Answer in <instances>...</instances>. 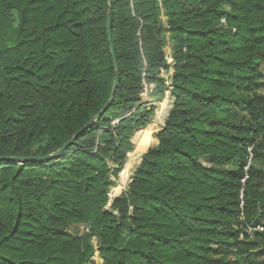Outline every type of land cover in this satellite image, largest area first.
Segmentation results:
<instances>
[{
  "label": "trees",
  "instance_id": "obj_1",
  "mask_svg": "<svg viewBox=\"0 0 264 264\" xmlns=\"http://www.w3.org/2000/svg\"><path fill=\"white\" fill-rule=\"evenodd\" d=\"M117 73L112 106L80 134ZM151 125L158 144L108 210ZM96 251L264 264V0H0V264H96Z\"/></svg>",
  "mask_w": 264,
  "mask_h": 264
},
{
  "label": "rangeland",
  "instance_id": "obj_2",
  "mask_svg": "<svg viewBox=\"0 0 264 264\" xmlns=\"http://www.w3.org/2000/svg\"><path fill=\"white\" fill-rule=\"evenodd\" d=\"M162 19H163V22H164V24L165 25H167V18H166V16L165 15H163V17H162ZM167 48H166V64H165V66L166 67H164V68H162L161 69V71H160V75L162 74V70H164V75H165V78H164V80H165V86H166V91H165V94H167V93H169V94H171L172 93V89H173V87H172V74H173V71H174V67H173V50H172V43H171V40H170V35H167ZM165 96V95H164ZM164 98V97H163ZM162 98V99H163ZM173 101H174V98H173ZM161 102V101H160ZM159 102V103H160ZM158 103V104H159ZM158 104L156 105V108H157V106H158ZM173 104V103H172ZM171 110V109H170ZM170 110H169V112H170ZM169 112H168V114H169ZM168 114H167V116L165 117L166 118V120H167V118H168ZM165 116V115H164ZM148 130V131H147ZM144 133H148L147 134V138L148 139H151V133H153V131L154 132H156L157 130L156 129H147ZM162 130H163V128H162ZM161 130V131H162ZM160 132V131H159ZM158 132V133H159ZM144 133L141 135V137L144 135ZM157 133V134H158ZM151 134V135H150ZM157 134H155V136L157 135ZM155 136L153 135V141L151 140V142H150V144L148 145V149L150 148V147H152L153 145H155V144H157L155 141H154V138H155ZM141 137L139 138V140H138V142H137V145H136V148H137V146L139 145V142H140V139H141ZM150 137V138H149ZM155 140H156V138H155ZM146 148V149H147ZM136 151V150H135ZM134 151V152H135ZM133 152V153H134ZM132 153V154H133ZM131 154V153H130ZM129 154V155H130ZM131 154V155H132ZM146 154V152L141 156V158L140 159H142V160H138L137 161V163L135 164V166H134V168L131 170V178H130V182H131V179L133 180V178H134V174H135V172H136V170H137V168L142 164V161H143V157H144V155ZM129 155H128V159H127V161H126V163H125V165H124V167H123V169H122V172H121V174L119 175V178L118 179H114L115 180V182H116V187H114L112 190H111V192H110V201H109V205H108V207H107V209L109 210L110 209V207H111V205H112V203L114 202V200L116 199H113V197H119V196H121L124 192H126V190L128 189V187H129V185H130V182L127 184V186L124 188V189H121L120 188V185H119V182L121 181V176H122V174L124 173V171H125V169H126V165H127V163H128V161H129V159H130V157H131V155H130V157H129ZM203 162V164L204 165H208V162H207V160H203L202 161ZM113 191H116L117 192V195H115V196H113ZM248 234L249 235H252V231L251 230H248ZM92 244L94 245V246H96L97 247V244H98V240L96 239V238H94L93 240H92ZM93 262L94 263H96V264H102V259L100 258V256H99V252L98 251H96V253H95V256L93 257Z\"/></svg>",
  "mask_w": 264,
  "mask_h": 264
},
{
  "label": "water",
  "instance_id": "obj_3",
  "mask_svg": "<svg viewBox=\"0 0 264 264\" xmlns=\"http://www.w3.org/2000/svg\"><path fill=\"white\" fill-rule=\"evenodd\" d=\"M111 23H112V14H111V9H110V13H109V20H108V30H109V36H110V42L112 43L111 41ZM112 52H113V55H114V51L112 49ZM118 86H119V77H118V73H117V76H116V80H115V83H114V89H113V95H112V99L110 100L109 104L104 108V110L94 119L92 120L88 126L80 133L82 134L84 131H86L89 127H91L95 122L99 121L106 113L107 111L110 109V107L112 106V103H113V98H114V95L118 89ZM172 108V107H171ZM169 116V115H168ZM80 134H78L74 139H76ZM74 139L71 140L67 145H65L61 150H59L57 153L51 155V156H47V157H44V158H26V159H20V161L22 163H30V162H41V161H52L54 159H56L59 155H61L67 148H69L73 142H74ZM158 144V143H157ZM155 144V145H157ZM154 145V146H155ZM135 148V146H134ZM132 182V181H131ZM130 182V183H131Z\"/></svg>",
  "mask_w": 264,
  "mask_h": 264
},
{
  "label": "bare ground",
  "instance_id": "obj_4",
  "mask_svg": "<svg viewBox=\"0 0 264 264\" xmlns=\"http://www.w3.org/2000/svg\"><path fill=\"white\" fill-rule=\"evenodd\" d=\"M147 134L148 133H144V135L141 137L139 145L136 148V151L131 155V157H130L127 165H126V169L121 176V181L119 182L121 189H124L127 186V184L130 182L131 170L134 168L135 164L141 158V156L145 153L146 148L148 147V145L151 142V140H149L147 138ZM140 160H142V159H140ZM115 195H117V192L113 191V196H115ZM113 199H115V198H113Z\"/></svg>",
  "mask_w": 264,
  "mask_h": 264
},
{
  "label": "built area",
  "instance_id": "obj_5",
  "mask_svg": "<svg viewBox=\"0 0 264 264\" xmlns=\"http://www.w3.org/2000/svg\"><path fill=\"white\" fill-rule=\"evenodd\" d=\"M223 23H225V20H223L222 21ZM164 70H162V74H161V77L162 78H165V75H164ZM153 89H154V85H150V86H147L146 87V93H145V96H148L149 95V93H151L152 91H153ZM250 151H251V149H250ZM252 163V156H251V158H250V164ZM247 179V177L245 178V180ZM245 180L243 181V182H245Z\"/></svg>",
  "mask_w": 264,
  "mask_h": 264
},
{
  "label": "crops",
  "instance_id": "obj_6",
  "mask_svg": "<svg viewBox=\"0 0 264 264\" xmlns=\"http://www.w3.org/2000/svg\"><path fill=\"white\" fill-rule=\"evenodd\" d=\"M170 95H171V94H170ZM171 97H172V95H171ZM150 124H152V121H151L147 126H149ZM165 124H166V121H165ZM165 124L163 125V127L165 126ZM147 126H146V127H147ZM146 127H145V128H146ZM163 127H162V128H163ZM162 128H160L159 131H161ZM149 129H156V130H158V129H159V126H158V125H151V126L149 127ZM147 131H148V130H147ZM154 131H155V130H154ZM154 131H153V133H151L152 135L150 134V135H151V139H149V140H152V141H153V138H152L153 135H155V134H157V133L159 132V131H157V132H154ZM149 138H150V137H149ZM151 143H152V142H151ZM135 150H136V147H135ZM147 150H148V148L145 150V152H147ZM113 198H117V197L115 196V197H113Z\"/></svg>",
  "mask_w": 264,
  "mask_h": 264
}]
</instances>
